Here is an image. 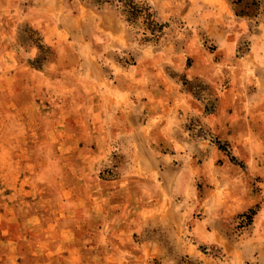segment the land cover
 I'll list each match as a JSON object with an SVG mask.
<instances>
[{"label": "rangeland", "instance_id": "1", "mask_svg": "<svg viewBox=\"0 0 264 264\" xmlns=\"http://www.w3.org/2000/svg\"><path fill=\"white\" fill-rule=\"evenodd\" d=\"M0 264H264V0H0Z\"/></svg>", "mask_w": 264, "mask_h": 264}, {"label": "crops", "instance_id": "2", "mask_svg": "<svg viewBox=\"0 0 264 264\" xmlns=\"http://www.w3.org/2000/svg\"><path fill=\"white\" fill-rule=\"evenodd\" d=\"M244 19V21H246V22H253L254 23V20H251V18L249 17H245V18H243ZM257 21V20H256ZM192 58H195V56L193 55V54H189ZM144 92H145V96H146V98H147V102L145 103L146 105H148V104H150L151 102H156V105H154L155 107L154 108H156V110H162V108L164 109L165 108V105H163L162 103H161V101L160 100H158V99H156V98H154V99H152L153 97H152V95H154V94H156V91H155V89H153V88H144ZM158 92H160V91H158ZM160 94V93H159ZM158 104V105H157ZM210 117V116H209ZM211 117H213V119L212 120H214V121H212L213 123H217V122H219V120L220 119H217V117H214V116H211ZM216 120V121H215ZM218 120V121H217ZM223 121L224 122H227L226 121V119H223ZM222 121V122H223ZM227 125L228 126H230V123H224V127H227ZM213 127H216L215 125H213ZM214 132H216L217 130H216V128L215 129H212ZM232 139L231 137H230V135H229V130L225 133V137L223 138V140H230V139Z\"/></svg>", "mask_w": 264, "mask_h": 264}]
</instances>
